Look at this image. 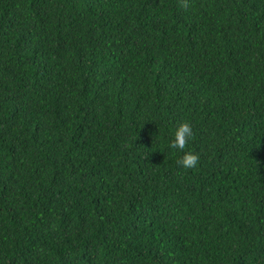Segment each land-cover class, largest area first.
I'll list each match as a JSON object with an SVG mask.
<instances>
[{"label": "trees", "instance_id": "16d2710c", "mask_svg": "<svg viewBox=\"0 0 264 264\" xmlns=\"http://www.w3.org/2000/svg\"><path fill=\"white\" fill-rule=\"evenodd\" d=\"M0 264H264V0H0Z\"/></svg>", "mask_w": 264, "mask_h": 264}, {"label": "clouds", "instance_id": "9594fccd", "mask_svg": "<svg viewBox=\"0 0 264 264\" xmlns=\"http://www.w3.org/2000/svg\"><path fill=\"white\" fill-rule=\"evenodd\" d=\"M193 135V130L190 122H182L175 128L173 138L168 142V149L170 150H184L188 141ZM199 160V155L193 151H184L182 157L178 161L184 168H194Z\"/></svg>", "mask_w": 264, "mask_h": 264}]
</instances>
